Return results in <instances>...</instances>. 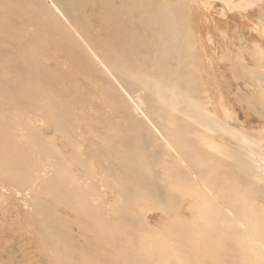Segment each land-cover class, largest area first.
<instances>
[{"label":"bare ground","instance_id":"bare-ground-1","mask_svg":"<svg viewBox=\"0 0 264 264\" xmlns=\"http://www.w3.org/2000/svg\"><path fill=\"white\" fill-rule=\"evenodd\" d=\"M3 185L49 264H264V0H0Z\"/></svg>","mask_w":264,"mask_h":264},{"label":"rangeland","instance_id":"rangeland-1","mask_svg":"<svg viewBox=\"0 0 264 264\" xmlns=\"http://www.w3.org/2000/svg\"><path fill=\"white\" fill-rule=\"evenodd\" d=\"M0 195L5 199V204L0 206V216L18 215L19 217L20 199L14 196V191L3 185L0 187ZM14 203H18L17 211L12 209ZM8 228L9 221L5 223V228L3 225L0 227V264H49L45 262L44 252L35 245L36 239L32 235L34 233L32 227L14 232L7 230Z\"/></svg>","mask_w":264,"mask_h":264}]
</instances>
